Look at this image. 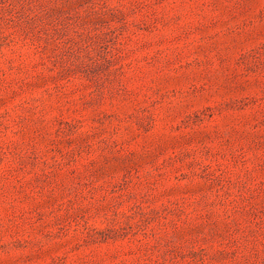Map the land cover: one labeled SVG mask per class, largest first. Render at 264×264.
<instances>
[{
    "label": "rangeland",
    "instance_id": "rangeland-1",
    "mask_svg": "<svg viewBox=\"0 0 264 264\" xmlns=\"http://www.w3.org/2000/svg\"><path fill=\"white\" fill-rule=\"evenodd\" d=\"M0 264H264V0H0Z\"/></svg>",
    "mask_w": 264,
    "mask_h": 264
}]
</instances>
